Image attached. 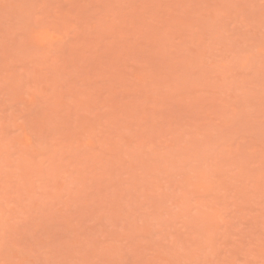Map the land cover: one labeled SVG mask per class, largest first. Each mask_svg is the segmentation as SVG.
<instances>
[{
	"label": "rangeland",
	"instance_id": "1",
	"mask_svg": "<svg viewBox=\"0 0 264 264\" xmlns=\"http://www.w3.org/2000/svg\"><path fill=\"white\" fill-rule=\"evenodd\" d=\"M0 264H264V0H0Z\"/></svg>",
	"mask_w": 264,
	"mask_h": 264
}]
</instances>
